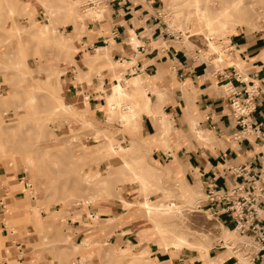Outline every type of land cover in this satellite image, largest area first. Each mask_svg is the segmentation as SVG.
Masks as SVG:
<instances>
[{"label": "rangeland", "instance_id": "obj_1", "mask_svg": "<svg viewBox=\"0 0 264 264\" xmlns=\"http://www.w3.org/2000/svg\"><path fill=\"white\" fill-rule=\"evenodd\" d=\"M85 1L79 0L76 10L71 11L72 0H46L45 4L39 0H0V173L12 176L20 195L26 198L35 223L41 224L39 228L32 220H27L32 229L30 250L33 256L40 255L34 264H39L45 256L60 260L68 254L72 257L69 264H77L75 257L81 248H73L75 238L66 234L67 218L71 211L86 202L106 198L119 201L127 211L125 220H133L137 229H148L140 231L144 232L140 237L146 236L147 242L150 240L164 249L158 243L161 236L157 227L166 228L168 237L178 234L191 242L192 246L186 247L197 251L202 264H218L214 259L232 256V251L224 245L227 241L234 243L239 236L222 225V214L212 215L206 208L208 186L205 191L195 189L184 182L176 168L148 161L138 123L132 128L119 121L129 100L125 99L112 113L105 106L102 112L95 114L96 111L85 108L82 102L64 97L69 80L72 84L86 81L88 85L96 78V63L111 61L103 52H99L100 56L95 51L83 54L74 37L67 34L71 30L80 32L89 22L103 20L107 15L106 5L86 10ZM224 7L228 10L223 14ZM198 8H205L208 16L199 17ZM156 14H160L165 35L182 40L193 62L211 63L218 79L225 77L221 67L233 64L226 46L228 35L240 28L264 33V0H163ZM50 28L56 31L48 33ZM209 41L215 42L221 51V63H217L219 52L210 48ZM78 54L85 56L84 69L76 61ZM112 65L116 67L118 63ZM118 74L124 80L122 71ZM232 76L246 85L242 90L231 85L221 86L233 121L240 130L233 138H243L251 129L256 135L253 117L260 107L264 108V87L255 82L247 83L236 72ZM130 84L137 86L138 94L144 95L142 84L135 85L133 81ZM61 102L67 105L65 109H58ZM109 141L121 146L135 144L129 166L121 161L123 157L128 158V154L102 152L101 145ZM148 164L156 166L157 176L149 177L146 183L139 175ZM21 177L30 183L31 190L24 188ZM185 188L188 196L182 194ZM147 196L154 205L171 199L181 212L172 207L167 214L149 216L140 204ZM189 196L192 201H188ZM53 210L58 212L52 221L46 214ZM26 233L29 231L22 234ZM91 235H85L83 248L88 247L92 253L97 250L105 260L101 264H135L133 256L142 247L147 248L146 244L133 246L126 255L120 250L110 252L108 248L99 251ZM61 243L68 244L73 252L65 253V246L58 245ZM205 246L210 248L208 254ZM209 253L215 257L209 258ZM237 257L236 264H250ZM147 260L149 256L145 255L137 264H147Z\"/></svg>", "mask_w": 264, "mask_h": 264}, {"label": "crops", "instance_id": "obj_2", "mask_svg": "<svg viewBox=\"0 0 264 264\" xmlns=\"http://www.w3.org/2000/svg\"><path fill=\"white\" fill-rule=\"evenodd\" d=\"M162 6L163 0H108L107 15L103 20L89 22L80 32L71 30L67 33L74 37L83 54L101 49L111 61L96 63V78L88 85L86 81L72 84L66 78L69 81L65 84L67 94L64 97L82 102L84 107L87 102L89 110L99 114L103 109L100 106H106L104 92L110 91V85L120 78L122 84L128 83L125 89L130 91L127 92L133 93L138 89L130 81L138 75L143 80L141 88L150 97L149 111L142 110L137 119L148 161L153 165L176 168L184 182L195 189L205 191L212 184L218 190H228L238 182L234 173L236 167L248 165L255 170H264V108L260 107L253 117L256 135L251 129L243 138H233L240 130L233 121L221 88L231 85L244 89L245 84L232 76L234 72L247 83L255 82L264 87V33L240 28L229 34L226 46L233 64L221 67L225 77L218 79L211 63L193 62L182 40L165 35L160 14H156ZM83 54L76 57L81 69L85 65ZM112 63L118 65L114 67ZM121 71L125 81L118 74ZM135 100L144 108L141 93L135 95ZM161 119H164L167 132L159 124ZM128 127L133 128L132 123ZM13 181L9 173H0V255L3 256L0 264H34L40 255L33 256L30 250L32 229L27 220H32L39 228L41 224L35 223L26 198L20 195L18 184ZM57 212L49 211L46 215L53 221ZM125 214L126 208L113 198L86 202L71 211L66 234L75 238L73 248H81L75 263L101 264L105 261L97 250L90 253L88 247L83 248L87 234H92L95 248H108L113 253L126 246L146 244L150 248L147 255L153 264L203 263L196 250L187 247L177 250L173 246L163 249L150 240H140L144 233L140 231L147 228L137 229L133 220H125ZM221 221L228 230L232 229L230 217L222 215ZM24 231L29 234H22ZM146 235L149 236V232ZM32 240L36 241L33 237ZM58 245L65 246V253L73 252L66 243ZM68 255L60 260L45 256L39 264H69L72 257ZM208 257L215 255L209 253ZM224 258L218 257L214 262L236 264L232 256Z\"/></svg>", "mask_w": 264, "mask_h": 264}, {"label": "built area", "instance_id": "obj_3", "mask_svg": "<svg viewBox=\"0 0 264 264\" xmlns=\"http://www.w3.org/2000/svg\"><path fill=\"white\" fill-rule=\"evenodd\" d=\"M107 2L86 0L85 4L88 8H99ZM234 173L238 182L228 190L208 185L207 208L212 215L220 213L232 219V232L240 239L234 243L227 241L224 247L232 251L235 262L238 263V255L250 264H264V170L241 165L234 169ZM21 179L24 181V177ZM23 186L31 190L28 181H24Z\"/></svg>", "mask_w": 264, "mask_h": 264}, {"label": "bare ground", "instance_id": "obj_4", "mask_svg": "<svg viewBox=\"0 0 264 264\" xmlns=\"http://www.w3.org/2000/svg\"><path fill=\"white\" fill-rule=\"evenodd\" d=\"M40 2H42L43 4L46 3V0H39ZM78 1L79 0H72L71 4L70 5V8L69 10L71 11H75L76 8H77V5H78ZM26 5L28 3H25ZM60 6V5H59ZM65 6V5H64ZM66 7V6H65ZM91 8H87L86 10H90ZM228 10V7H224L223 10L221 11L223 14L226 13V11ZM50 11L52 13H54V11H52L50 9ZM198 11V14H199V17H207L208 15L206 14V9L205 8H198L197 9ZM64 12V11H63ZM87 12V11H86ZM89 13V12H88ZM86 13V14H88ZM66 14V13H65ZM99 17V15H98ZM198 17V18H199ZM217 17V16H216ZM208 19V18H207ZM215 19V18H214ZM56 31V28H50L48 29V33L50 32H54ZM60 37L62 36L61 33H59ZM210 34V33H209ZM210 38V37H209ZM63 42H65L66 40L62 39ZM209 46L211 49L213 50H216L218 51V55H217V62H220L222 61V53L221 51L217 48V45L215 42H212V41H209ZM78 48V47H77ZM97 49V48H96ZM96 53H98L97 55L100 56V53H101V49H97V51H95ZM100 52V53H99ZM92 53V52H91ZM106 55V53H105ZM89 58V57H88ZM120 78H117V81L115 83H113L110 87V91L108 93H106L105 95V98H106V110L109 112V113H112L117 107H119L121 105V103L127 99L129 100V102L125 105V107L122 109L123 111L121 112L120 114V119L119 121H121L123 124L125 123V125H130L132 123V126L133 128H135V126L137 125V119H138V116L140 114V112L142 110H146V111H149V103H150V97L149 95L147 94V91L145 90V93L143 96V99L145 101V105H144V108H141L136 100H135V95H137L138 93V90L136 92V94H129L126 89H125V84H122ZM127 81V80H126ZM133 82L135 85H140L143 83V80L141 77H139L138 75L136 77L133 78ZM104 85V84H103ZM102 88V87H101ZM141 89V88H140ZM99 90V89H98ZM101 91V90H100ZM97 93V92H96ZM105 93V92H104ZM124 105V104H123ZM88 106V103L86 102V107ZM93 106V105H92ZM67 107V105L63 102H61L58 106V109H65ZM85 107V108H86ZM88 108V107H87ZM100 108H102V106H100ZM120 112V111H119ZM165 116V115H164ZM166 119V118H165ZM163 120L164 119H161V122L159 120V124H161L163 127V131L167 132L168 131V128L166 126H164V123H163ZM87 125V124H86ZM127 127V126H126ZM97 129V128H96ZM85 131V130H84ZM86 132V131H85ZM162 132V131H161ZM99 133V132H98ZM105 136V135H104ZM90 137V136H89ZM97 137V136H96ZM98 138V137H97ZM107 138V137H105ZM157 138V137H156ZM139 141V140H138ZM132 148H133V144L132 145H127V146H121L119 144H116L115 142H108V143H103L101 145V149H102V152L103 153H107L109 150L112 152V153H115V152H123L125 154H128V158H122L121 161H122V164L125 165V166H129L130 162H129V159L131 158L130 157V152L132 151ZM133 158V157H132ZM134 163V162H133ZM135 164V163H134ZM128 168V167H127ZM154 169H157L156 166L154 167L153 165H150L148 164V167H145V168H142V174L139 175L140 176V179L142 182H149L148 181V178L149 177H152L154 175L157 176L156 172L154 171ZM127 172V171H126ZM99 174V172H97V175ZM129 174V173H128ZM127 174V175H128ZM135 175V174H134ZM135 178V177H133ZM87 180V179H86ZM108 182V181H107ZM157 189V188H156ZM160 189V188H159ZM158 190V189H157ZM179 190V189H178ZM189 190V189H188ZM193 190V189H192ZM161 191V190H160ZM159 191V192H160ZM190 191V190H189ZM188 191L186 190H183L182 194L183 195H186L188 196ZM165 193V192H164ZM179 193V192H178ZM185 193V194H184ZM190 193V192H189ZM191 196L188 197V201H192ZM140 204L142 205V207L146 210L147 214L149 216L151 215H155V214H167L170 212V208L172 207H175L176 211L177 212H181L179 210V206L175 203V202H172L171 199L167 200V201H164V202H160L158 205H154L153 204V201L148 198V196L140 202ZM182 204V203H181ZM36 220V219H35ZM40 226V225H39ZM157 231L160 233V236H161V239L158 240V243L159 244H162V246L164 248H168L169 246H173L174 248H176L177 250L180 249L181 247H186V246H192V243L189 242L185 237L181 236V235H178V234H175L173 237H168L167 235L169 234V231L166 229V228H160V227H157ZM139 233V232H138ZM139 238V237H138ZM143 239H146V236H142L140 237V240H143ZM143 243V242H142ZM129 245V244H128ZM148 247V246H147ZM206 247V246H205ZM204 247V248H205ZM74 248H77L76 246ZM120 248V247H119ZM124 248V247H123ZM200 248L203 249V246L201 245ZM160 249V248H159ZM116 250V249H115ZM131 250V247H127L124 248V249H121L120 252L121 254L123 255H126L128 252H130ZM150 250V248H141L136 255L133 256V261L135 264L138 263V261H140L145 255H147L148 251ZM201 250V249H200ZM206 252L208 254V251L210 250L209 247H206ZM117 251V250H116ZM118 252V251H117ZM119 252V253H120ZM133 252V251H132ZM120 254V255H121ZM125 258V257H124ZM83 259V258H82ZM81 261V260H79ZM148 263L147 264H153L150 259L147 260ZM144 262V261H143Z\"/></svg>", "mask_w": 264, "mask_h": 264}]
</instances>
